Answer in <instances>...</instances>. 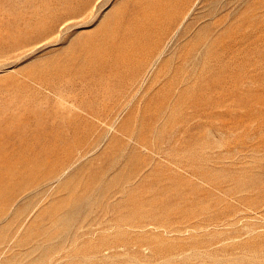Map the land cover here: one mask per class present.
<instances>
[{
	"label": "rangeland",
	"instance_id": "374dc122",
	"mask_svg": "<svg viewBox=\"0 0 264 264\" xmlns=\"http://www.w3.org/2000/svg\"><path fill=\"white\" fill-rule=\"evenodd\" d=\"M0 264H264V0H0Z\"/></svg>",
	"mask_w": 264,
	"mask_h": 264
},
{
	"label": "bare ground",
	"instance_id": "6f19581e",
	"mask_svg": "<svg viewBox=\"0 0 264 264\" xmlns=\"http://www.w3.org/2000/svg\"><path fill=\"white\" fill-rule=\"evenodd\" d=\"M138 30H139V29H138ZM130 31H131V30L129 29V31H128L129 34H130ZM125 32H126V31H125ZM128 32H127V33H128ZM138 34H139V33H138ZM137 36H139V35H137ZM129 39H132V38H129ZM133 39H134V38H133ZM130 42H131V41H130ZM130 42H129V44H130ZM125 44H126V43H125Z\"/></svg>",
	"mask_w": 264,
	"mask_h": 264
}]
</instances>
